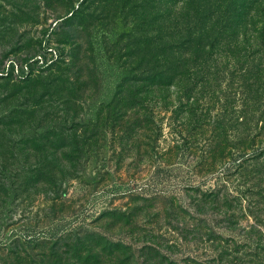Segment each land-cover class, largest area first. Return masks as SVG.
Instances as JSON below:
<instances>
[{
  "label": "rangeland",
  "instance_id": "374dc122",
  "mask_svg": "<svg viewBox=\"0 0 264 264\" xmlns=\"http://www.w3.org/2000/svg\"><path fill=\"white\" fill-rule=\"evenodd\" d=\"M129 1L0 0V264H264L263 80H144Z\"/></svg>",
  "mask_w": 264,
  "mask_h": 264
},
{
  "label": "trees",
  "instance_id": "16d2710c",
  "mask_svg": "<svg viewBox=\"0 0 264 264\" xmlns=\"http://www.w3.org/2000/svg\"><path fill=\"white\" fill-rule=\"evenodd\" d=\"M129 2L132 3L129 7L139 9L141 19L157 20V23L163 17L162 3L182 4V11L172 10L173 27L183 22L181 29L184 32L180 34L177 29L175 39L157 46V60L163 62L159 64L161 70L146 74L144 80H173L180 74L177 70L179 64H190V73L197 75L192 80H223L225 77L226 80H263L264 83V0ZM149 12L152 13L150 17L147 16ZM155 28H159V24ZM143 43H148L147 39L144 38ZM222 60L225 64L214 75L210 67Z\"/></svg>",
  "mask_w": 264,
  "mask_h": 264
}]
</instances>
